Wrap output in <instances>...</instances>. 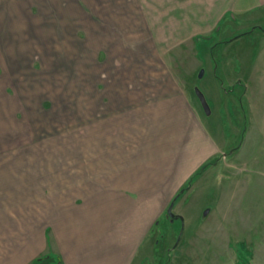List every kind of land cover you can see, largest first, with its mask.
<instances>
[{"label": "rangeland", "instance_id": "rangeland-1", "mask_svg": "<svg viewBox=\"0 0 264 264\" xmlns=\"http://www.w3.org/2000/svg\"><path fill=\"white\" fill-rule=\"evenodd\" d=\"M157 5L0 0L2 264H58L56 253L44 260L47 215L105 183L94 174L104 152L150 146L132 111L171 101L178 84L199 123L178 122L171 172L177 184L199 176L174 201L183 220L167 214L173 199L157 209L134 264H264V30L252 29L264 12L226 17L168 53L175 41L156 47L149 30Z\"/></svg>", "mask_w": 264, "mask_h": 264}, {"label": "crops", "instance_id": "crops-1", "mask_svg": "<svg viewBox=\"0 0 264 264\" xmlns=\"http://www.w3.org/2000/svg\"><path fill=\"white\" fill-rule=\"evenodd\" d=\"M263 12L264 0H162V6L157 5L155 12L149 14L148 25L156 36V47L175 41V46L168 50L171 53L184 42L212 33L226 17L241 18ZM169 32L170 37L166 34ZM177 86L171 101H157L132 111L139 112L149 126V135L144 140L150 146L142 147L139 145L142 141H136L129 152H104L105 172L94 174L95 177L101 175L105 183L92 181L96 190H91L95 194L90 198L72 199L66 206L57 207L64 209L47 215L50 231L48 237H45L46 231L43 233L44 253L48 251L44 260L47 261L52 252L56 253L58 264L136 262L157 209L166 207L191 176L184 175L177 184L171 172L172 143L175 142L172 133L179 127L178 122L189 117L199 123L195 109L185 99V90L180 88L181 84ZM181 109L183 112L175 111ZM128 120L125 117L122 122L127 128ZM151 130L158 136H152ZM138 147L143 148L145 154L139 152Z\"/></svg>", "mask_w": 264, "mask_h": 264}, {"label": "water", "instance_id": "water-1", "mask_svg": "<svg viewBox=\"0 0 264 264\" xmlns=\"http://www.w3.org/2000/svg\"><path fill=\"white\" fill-rule=\"evenodd\" d=\"M196 94L204 108V110L206 111L207 114H210V109H209V105L206 101V98L205 96L203 95V93L199 90V89H196ZM173 208H174V201H172L167 209V214L168 216L171 218V220H175V219H180V220H183V218L179 215H176L174 214L173 212Z\"/></svg>", "mask_w": 264, "mask_h": 264}, {"label": "trees", "instance_id": "trees-1", "mask_svg": "<svg viewBox=\"0 0 264 264\" xmlns=\"http://www.w3.org/2000/svg\"><path fill=\"white\" fill-rule=\"evenodd\" d=\"M252 29H253V30H255V29L264 30L261 26H255V27H253ZM252 29H251V30H252ZM251 30H250L248 33H244L243 35L249 34V33L251 32ZM202 168H203V167H202ZM202 170H204V169H202ZM197 176H199V171L196 172L194 175L191 176V178H190V179L188 180V182L186 183V184H187L186 187H183V188H182V189L176 194V196L173 198L172 201H175L178 197H180L181 195L185 194L187 188L191 186L193 180H194Z\"/></svg>", "mask_w": 264, "mask_h": 264}]
</instances>
